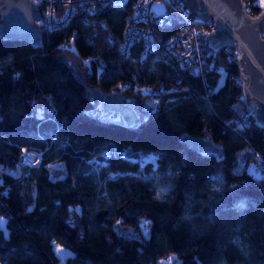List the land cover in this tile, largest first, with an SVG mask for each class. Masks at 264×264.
<instances>
[{
  "label": "trees",
  "instance_id": "trees-1",
  "mask_svg": "<svg viewBox=\"0 0 264 264\" xmlns=\"http://www.w3.org/2000/svg\"><path fill=\"white\" fill-rule=\"evenodd\" d=\"M134 2L89 14L76 1L50 29L41 1V46L0 37V264L37 250L56 264L55 243L69 250L60 264H264V127L241 97L236 53L202 36L181 70L164 48L183 22L170 9L152 16L154 47L137 39L124 54ZM88 86L134 98L143 116L102 113ZM183 133L210 137L222 158ZM149 151L155 167L137 159Z\"/></svg>",
  "mask_w": 264,
  "mask_h": 264
},
{
  "label": "water",
  "instance_id": "water-1",
  "mask_svg": "<svg viewBox=\"0 0 264 264\" xmlns=\"http://www.w3.org/2000/svg\"><path fill=\"white\" fill-rule=\"evenodd\" d=\"M202 20L215 26L206 34V44L212 50L231 46L236 51L235 62L246 109L254 121L264 127V9L250 14L242 0H182ZM38 4L33 0H0V37L20 38L33 47L42 45L41 27L35 22ZM102 113L115 111L126 125L140 120L135 106L119 95L106 91L97 102ZM181 141L201 152H213L217 159L224 151L210 137L183 133Z\"/></svg>",
  "mask_w": 264,
  "mask_h": 264
},
{
  "label": "built area",
  "instance_id": "built-area-1",
  "mask_svg": "<svg viewBox=\"0 0 264 264\" xmlns=\"http://www.w3.org/2000/svg\"><path fill=\"white\" fill-rule=\"evenodd\" d=\"M38 4L44 1V17L46 25L50 29L59 27L64 23L73 11L76 1L82 3L83 9L89 14H94L98 7L104 3H122L125 0H33ZM244 8L250 14H256L254 5L250 0H242ZM155 2H159L160 12L154 8ZM60 6H62L60 8ZM60 8V10H59ZM173 9L183 20L181 25L171 33L164 41V48L169 56L182 70L191 65L199 50V40L202 36L206 37L208 31L214 26L215 22L211 20H202L190 7L182 0H135L131 12L126 16L124 22L123 43L121 51L125 54L128 51L130 43L133 40L140 39L146 46L154 47L157 43L154 27L152 24L153 14L168 12ZM94 19L92 18L91 21ZM85 21L88 18L85 17ZM233 51H235L233 49ZM236 53V51H235ZM144 50L141 51V58L144 56ZM103 62V60H102ZM238 75V74H237ZM239 79V77H238ZM240 81V80H239ZM161 82L148 86L146 90L150 95L161 88ZM242 97V94H241ZM264 164V159L258 154L256 166L259 170Z\"/></svg>",
  "mask_w": 264,
  "mask_h": 264
},
{
  "label": "rangeland",
  "instance_id": "rangeland-1",
  "mask_svg": "<svg viewBox=\"0 0 264 264\" xmlns=\"http://www.w3.org/2000/svg\"><path fill=\"white\" fill-rule=\"evenodd\" d=\"M260 2V4L262 5V9H264V0H258ZM160 6L161 4L159 2H155L154 4V8L156 9L157 12H160ZM162 7V6H161ZM87 93L88 95L94 100V102L96 103L102 96V91H100V89L96 86H88L87 88ZM126 102L131 103L135 106V108L137 109V111L139 112L140 116H143V112L139 109L137 102L134 98H123ZM30 160H34L36 158V155L34 153H30V155H28ZM106 156L105 153H103L102 155H99L95 158V160L102 164L105 162L104 157ZM138 161L141 165H144L145 163H151L153 167L156 166V159H157V154L155 152L149 151L146 153H142L138 156ZM250 170L254 171V168L252 166H249ZM255 172V171H254ZM3 221L0 219V224L2 225ZM55 247V251L57 253V255L59 256V262H57L56 264H60L61 260L63 258V256L69 252V250L66 247H63L57 243L54 244ZM168 260H170L168 258ZM167 260V261H168ZM166 263V262H165ZM16 264H50V261L48 259V257L46 255L43 254V252H41L40 250L35 251L33 256L27 257V258H19L16 261ZM158 264H164V261H159ZM172 264H176V262L172 263Z\"/></svg>",
  "mask_w": 264,
  "mask_h": 264
}]
</instances>
